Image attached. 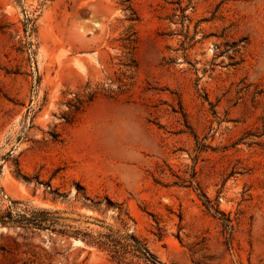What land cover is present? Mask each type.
<instances>
[{"label": "rangeland", "instance_id": "rangeland-1", "mask_svg": "<svg viewBox=\"0 0 264 264\" xmlns=\"http://www.w3.org/2000/svg\"><path fill=\"white\" fill-rule=\"evenodd\" d=\"M137 247L264 264V0H0V264Z\"/></svg>", "mask_w": 264, "mask_h": 264}, {"label": "trees", "instance_id": "trees-1", "mask_svg": "<svg viewBox=\"0 0 264 264\" xmlns=\"http://www.w3.org/2000/svg\"><path fill=\"white\" fill-rule=\"evenodd\" d=\"M136 247V246H135ZM137 252H141L144 256H146L147 261H149L152 264H161L153 255H151L147 250H143L141 247L136 248Z\"/></svg>", "mask_w": 264, "mask_h": 264}]
</instances>
